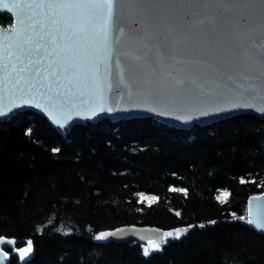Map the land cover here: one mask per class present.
I'll list each match as a JSON object with an SVG mask.
<instances>
[{"label": "trees", "instance_id": "obj_1", "mask_svg": "<svg viewBox=\"0 0 264 264\" xmlns=\"http://www.w3.org/2000/svg\"><path fill=\"white\" fill-rule=\"evenodd\" d=\"M263 192L256 115L190 129L102 118L67 134L30 110L0 121V236L16 240L8 264H264V234L247 216ZM132 224L182 234L151 240L158 250L97 239Z\"/></svg>", "mask_w": 264, "mask_h": 264}, {"label": "snow or ice", "instance_id": "obj_2", "mask_svg": "<svg viewBox=\"0 0 264 264\" xmlns=\"http://www.w3.org/2000/svg\"><path fill=\"white\" fill-rule=\"evenodd\" d=\"M12 7L36 12L0 42V90L9 94L71 101L83 100L91 88L102 105L105 90H112L114 29L127 36L116 70L129 96L134 87L138 95L162 101L207 100L219 94L221 82L242 83L248 91L264 89V44L259 43L264 41V17L259 29L246 35L229 36L224 30H234L230 14L255 8L249 0H200L196 9L209 15L195 22L187 20L185 5L171 0H38ZM205 19L211 29L200 31ZM181 234L161 238L179 239ZM110 235L115 233L97 239ZM30 250L31 242L20 251L21 258Z\"/></svg>", "mask_w": 264, "mask_h": 264}, {"label": "water", "instance_id": "obj_3", "mask_svg": "<svg viewBox=\"0 0 264 264\" xmlns=\"http://www.w3.org/2000/svg\"><path fill=\"white\" fill-rule=\"evenodd\" d=\"M34 2H38V0H0V15L8 14L13 19L11 28L0 25V42L3 41L5 34L14 35L12 29L18 28L21 20H26L28 16L36 12L34 9L13 8L12 5ZM171 2L186 6L185 13L189 22H195L209 15L198 12L196 9L195 5L200 0H171ZM5 4L8 5L7 8L3 7ZM249 4L255 5L252 11L245 9L243 12L230 14L234 23V30L227 27L224 29L229 33V36L246 35L252 29H259L261 18L264 17V7H261L264 5V0H249ZM174 14L173 10L169 16ZM211 26V22L205 19L204 24L200 26V31H208ZM126 39V33H120L115 29L111 33L113 56L110 61L112 72L110 81L112 90L110 92L105 90L102 105L91 88L83 100L80 97H75L71 101H66L63 97L57 96H53L51 99H48L47 96H35L33 98L24 95L21 97L18 94L13 95L0 90V110H3L4 113L0 114V121L9 119L18 112L30 110L45 117L58 132L67 134L75 125L87 122L95 124L102 118L120 121L153 117L162 123L179 129H190L193 125H210L241 114H252L264 118V111L257 110V108L264 107V89L258 88L254 91H248L247 85L242 83L226 84L221 82L219 94L207 100L176 99L175 101H162L152 96L138 95L134 87H132V94L129 96V90L120 84L116 70V60L121 51L125 50ZM259 43L264 44V41ZM258 54L254 50V55ZM120 63L123 66L122 57ZM124 79L128 82L126 71ZM232 105L238 106L233 107ZM245 105H255V107ZM247 216L248 220L251 221L249 223L264 234V227L258 226L264 225V192L249 198ZM103 233H115V235L103 239L106 243L136 241L144 244L151 240H163L161 237L166 232L155 226L132 224L108 229ZM0 240L4 241V243H0V264H8L11 254L7 249L15 248L16 240L5 236H0ZM8 241L15 243H8Z\"/></svg>", "mask_w": 264, "mask_h": 264}, {"label": "rangeland", "instance_id": "obj_4", "mask_svg": "<svg viewBox=\"0 0 264 264\" xmlns=\"http://www.w3.org/2000/svg\"><path fill=\"white\" fill-rule=\"evenodd\" d=\"M11 28V27H10ZM226 195H225V193H221L220 195H219V197L221 198V199H223L224 197H225ZM143 198H145L147 201H152L154 198L152 197V196H148V195H145ZM164 240V239H163ZM155 241V240H154ZM160 241H162V240H160ZM160 241H157V242H160ZM149 244H150V247H152V248H155V246H159V244L158 243H156V242H151V241H149Z\"/></svg>", "mask_w": 264, "mask_h": 264}]
</instances>
